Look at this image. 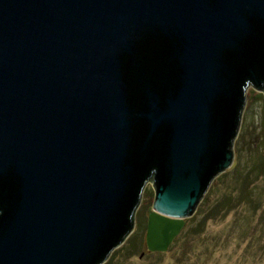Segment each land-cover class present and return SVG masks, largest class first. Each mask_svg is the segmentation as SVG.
Instances as JSON below:
<instances>
[{"label": "water", "instance_id": "1", "mask_svg": "<svg viewBox=\"0 0 264 264\" xmlns=\"http://www.w3.org/2000/svg\"><path fill=\"white\" fill-rule=\"evenodd\" d=\"M264 92V0H0V264L167 252Z\"/></svg>", "mask_w": 264, "mask_h": 264}, {"label": "rangeland", "instance_id": "2", "mask_svg": "<svg viewBox=\"0 0 264 264\" xmlns=\"http://www.w3.org/2000/svg\"><path fill=\"white\" fill-rule=\"evenodd\" d=\"M234 148L235 160L225 172L228 174L213 181L206 199L185 219V226L170 246L169 255L164 258L142 255L139 249L127 254L124 249L117 253L113 264H264V92L252 85L248 87L246 125L240 128ZM246 174L251 177L249 193L256 208L243 200L225 213L211 217L213 204L223 194V183L228 185L229 191H235L236 196ZM154 200L155 190L148 182L141 195L135 229L130 235L139 236L141 242H145L148 223L141 222V215L144 217L147 211L149 217ZM205 217H209L205 226L197 230ZM196 230L200 233L194 234Z\"/></svg>", "mask_w": 264, "mask_h": 264}, {"label": "trees", "instance_id": "3", "mask_svg": "<svg viewBox=\"0 0 264 264\" xmlns=\"http://www.w3.org/2000/svg\"><path fill=\"white\" fill-rule=\"evenodd\" d=\"M254 168H256V165L254 166ZM252 170H255V169H252ZM227 174L228 173H224L223 175H221L219 177V179H222ZM250 175H251V173H250ZM250 175L246 174L243 177V179H244L243 184H242L241 188L237 191L236 196H235V191H229L228 185H225V183H223L224 184V186H222V187H224L222 190L223 194L213 204L212 211H211L212 212L211 217H217V216L221 215L224 211L226 212L229 209H231L233 206H237V204L243 200H247L249 206L251 205L252 208H254V209L256 208L255 203H253L254 201H253L252 197H250V193H249V185L251 183ZM146 212L144 214V217H142V215H141V219H142L141 222L145 223V224L148 221V218H147L148 212L147 213ZM208 219H209V217L203 218L200 225H199L200 228H198L197 230L203 229V227L205 226ZM197 230L195 231L194 234L200 233V231H197ZM176 238H175V240H176ZM123 247H120L119 249H117L116 251L113 252L111 258L107 261L108 264H113V262L115 261V258H117L116 257L117 253H120L124 249L126 250L127 254H131L133 251L136 252L139 249V251H141L142 255H152V256H157L158 258H161V257L164 258L170 254V250H168L167 252H152V251H150L147 248L146 240H145V242H141V240H139V236H137V235L130 236L126 242V245H124Z\"/></svg>", "mask_w": 264, "mask_h": 264}, {"label": "flooded vegetation", "instance_id": "4", "mask_svg": "<svg viewBox=\"0 0 264 264\" xmlns=\"http://www.w3.org/2000/svg\"><path fill=\"white\" fill-rule=\"evenodd\" d=\"M151 213V212H150Z\"/></svg>", "mask_w": 264, "mask_h": 264}]
</instances>
